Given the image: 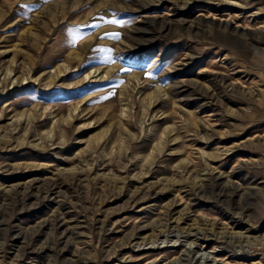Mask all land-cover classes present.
<instances>
[{
  "label": "rangeland",
  "instance_id": "rangeland-1",
  "mask_svg": "<svg viewBox=\"0 0 264 264\" xmlns=\"http://www.w3.org/2000/svg\"><path fill=\"white\" fill-rule=\"evenodd\" d=\"M0 264H264V0H0Z\"/></svg>",
  "mask_w": 264,
  "mask_h": 264
},
{
  "label": "snow or ice",
  "instance_id": "snow-or-ice-1",
  "mask_svg": "<svg viewBox=\"0 0 264 264\" xmlns=\"http://www.w3.org/2000/svg\"><path fill=\"white\" fill-rule=\"evenodd\" d=\"M111 23H116V21H110ZM101 51H103V50H101ZM114 62V61H113Z\"/></svg>",
  "mask_w": 264,
  "mask_h": 264
},
{
  "label": "bare ground",
  "instance_id": "bare-ground-1",
  "mask_svg": "<svg viewBox=\"0 0 264 264\" xmlns=\"http://www.w3.org/2000/svg\"><path fill=\"white\" fill-rule=\"evenodd\" d=\"M222 1H224V0H222ZM232 84V83H231Z\"/></svg>",
  "mask_w": 264,
  "mask_h": 264
}]
</instances>
